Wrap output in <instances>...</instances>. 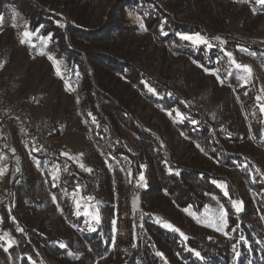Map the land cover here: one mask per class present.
<instances>
[{"label":"trees","instance_id":"obj_1","mask_svg":"<svg viewBox=\"0 0 264 264\" xmlns=\"http://www.w3.org/2000/svg\"><path fill=\"white\" fill-rule=\"evenodd\" d=\"M0 22L5 66L20 47L14 22L48 38L46 52L63 62L107 159L96 178L59 167L58 184L18 172L17 191L0 201V233L10 242L0 264H264V3L0 0ZM192 35L225 42L204 48L182 38ZM14 71L23 93L36 72ZM77 181L96 194L100 220L76 210ZM212 201L226 211L214 224ZM140 210L149 213L144 241Z\"/></svg>","mask_w":264,"mask_h":264},{"label":"rangeland","instance_id":"obj_2","mask_svg":"<svg viewBox=\"0 0 264 264\" xmlns=\"http://www.w3.org/2000/svg\"><path fill=\"white\" fill-rule=\"evenodd\" d=\"M13 26L12 30L16 31L19 36V51L17 52L15 59L10 61L7 66H5L3 64L4 62L0 60V68L4 69L1 71L3 73L11 74L14 79V85L10 90L11 95L22 97L26 94L34 93L37 96V101L32 107L33 112L35 114H46V116L55 122L57 126V138H59L58 140L63 148L62 155L70 161H73L76 169L82 171L83 174L86 176L91 175L96 178V175L93 176L92 172L96 171L98 173V168L103 166V164H106L107 159L96 140L93 138L90 124L82 116L80 103L76 99L74 89L68 81L63 62L53 54L46 52L48 38L31 32L29 28H25L23 31L18 30V25L15 22L13 23ZM25 30L32 33V35L25 37L23 35ZM7 36L8 33L5 32L0 43L1 49L5 47ZM192 36L196 37V35ZM26 58L28 59L23 60ZM19 65L25 71L26 68L31 66L36 72V74L27 78L28 88H25L23 93L17 91L18 86L16 77L18 75L16 74V71H14ZM262 94L263 91L258 93L259 96ZM42 99H45V102L42 103ZM260 101L261 103L258 102V104L264 106L261 98ZM12 125L13 128H15L13 122ZM17 141L19 148L21 147L20 151L25 154L26 158L24 162L25 165H23V173H25V176L27 177L30 174L35 175L37 182H39L43 177H47L46 174H49L50 179H55L58 184L61 178L59 171L60 166L58 163L56 162V165L48 160L38 159L32 154L30 149L25 146V144H22L21 146L18 137ZM88 169H90V171ZM18 172L19 167L17 166L16 168L13 166L11 162L6 160L5 157L0 154V201L7 203L11 194L14 193L11 190V186L13 182H15L14 178ZM46 183L48 185V180ZM76 194L77 190L74 195ZM51 199H54V197ZM74 204L77 208V204ZM82 209L89 218L100 220L98 216V206L97 208H94L90 205H86L82 206ZM76 210L79 211V209ZM206 213L207 218L212 224H214V222L217 223L222 221L226 216L225 208L215 201H212L211 208L210 210H207ZM6 240L10 246L9 240L7 238Z\"/></svg>","mask_w":264,"mask_h":264},{"label":"built area","instance_id":"obj_3","mask_svg":"<svg viewBox=\"0 0 264 264\" xmlns=\"http://www.w3.org/2000/svg\"><path fill=\"white\" fill-rule=\"evenodd\" d=\"M210 45L221 46L218 38H213L206 41ZM11 74L3 73L0 75V154L5 157L9 162L15 161V156L20 153V148L16 147V144H12L11 135H6L5 132V123L13 122L14 127H18L21 131V140L25 141V146L31 150H42V151H51L58 155V164L60 168H64L67 173H76V169H72V166H68V159L62 155V145L55 144L53 138H51V121H47L46 114H37V116H29L27 112V105H21L14 100L12 96V102H5L3 98V84L10 83ZM34 93L27 94L29 102ZM45 102V99H42V103ZM261 103V101H259ZM170 160V158H169ZM171 161V160H170ZM77 162V160H76ZM143 165V162H142ZM141 165V168H142ZM171 168L177 169L174 167L171 161ZM93 176H97V172H92ZM143 177V179H141ZM140 179L133 181V188L140 191L143 186L144 174L141 173ZM14 182L11 186L13 191ZM77 194L73 195V203L77 204V209L82 208V206L90 205L94 208H97V197L96 194H85L84 187L81 182H76ZM9 194V192H8ZM149 217V213L140 210L135 215L136 220V232L138 239L146 240L145 232L141 231V222L145 218ZM0 245L3 249H8V241L5 236L2 234L0 237ZM135 264H141L136 262Z\"/></svg>","mask_w":264,"mask_h":264},{"label":"bare ground","instance_id":"obj_4","mask_svg":"<svg viewBox=\"0 0 264 264\" xmlns=\"http://www.w3.org/2000/svg\"><path fill=\"white\" fill-rule=\"evenodd\" d=\"M203 47L204 48H211V47L212 48H219L220 46L203 44ZM13 85H14V79L12 78V76L10 77V83H4L3 84V98L5 99V102H12V96L13 95H11L10 90L13 87ZM14 100H16V102L20 103L21 105H27V112L29 113V116H37V114H35L33 112V109H32V107L34 106V104H36V101H37V96L35 94L32 95L30 102H29V98L27 97V94L25 96H22V97H18L16 95H14ZM46 119H47V121H51V124H52L51 125V138H53V142H55V144H61L57 138V126H56L55 122L52 119H50L48 116H46ZM5 132H6V135H11V142H12V144H16L17 148H19L17 137L19 139L21 146H22V144H25V141L21 140L20 129L18 127L13 128L12 122H6L5 123ZM33 152H35L39 156L58 161V155L56 153H52L51 151L33 150ZM171 161H172V164L174 165V167H177L176 166L178 163L177 159L171 158ZM68 166H72V169H76L75 163L73 161H70L69 159H68ZM171 170L175 171L176 169L171 168ZM18 186H19V182H15L12 192L17 191ZM147 219L148 218H145L141 222V231L145 232L146 237L148 236V230H147V226H146ZM0 237H2L1 233H0ZM141 240H143V239H141ZM0 247H1V245H0Z\"/></svg>","mask_w":264,"mask_h":264},{"label":"snow or ice","instance_id":"obj_5","mask_svg":"<svg viewBox=\"0 0 264 264\" xmlns=\"http://www.w3.org/2000/svg\"><path fill=\"white\" fill-rule=\"evenodd\" d=\"M261 3H264V0H260ZM23 35L25 37H29L30 35H32V33H30L29 31L25 30ZM183 39H188V40H194L196 43H207L202 37H199V36H196V37H193V36H183L182 37ZM23 42V41H22ZM229 56H231V53H228ZM237 68H240L241 65L237 64L236 65ZM246 70L250 73L251 72V69L247 66H245ZM241 79H244V77H240ZM245 83H247V80H245ZM83 166V165H81ZM90 171V169H88ZM141 179H143V177H141ZM221 187H224L223 185H221ZM225 195H227V192H225ZM234 206H236V210L237 211H240V207L239 205L242 204V201L241 202H233ZM168 227H172L171 225H167ZM218 230H222V229H218ZM14 242V241H13ZM196 255H199V253H196Z\"/></svg>","mask_w":264,"mask_h":264},{"label":"water","instance_id":"obj_6","mask_svg":"<svg viewBox=\"0 0 264 264\" xmlns=\"http://www.w3.org/2000/svg\"><path fill=\"white\" fill-rule=\"evenodd\" d=\"M218 40L221 42V43H224L225 42V39L222 38V37H218ZM15 163L16 165L19 167V175H21L23 173V166H22V163H21V156L20 154H17L15 156ZM131 206H132V209L134 211H137L140 209L141 207V196L139 193L135 194L132 198H131Z\"/></svg>","mask_w":264,"mask_h":264},{"label":"crops","instance_id":"obj_7","mask_svg":"<svg viewBox=\"0 0 264 264\" xmlns=\"http://www.w3.org/2000/svg\"><path fill=\"white\" fill-rule=\"evenodd\" d=\"M59 139V138H58ZM75 207H76V205H75Z\"/></svg>","mask_w":264,"mask_h":264}]
</instances>
